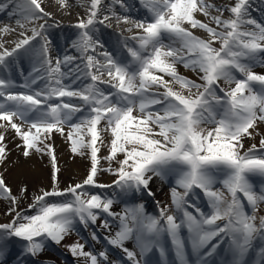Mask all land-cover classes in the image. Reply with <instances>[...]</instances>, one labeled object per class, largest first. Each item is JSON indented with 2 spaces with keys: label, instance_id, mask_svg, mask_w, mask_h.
<instances>
[{
  "label": "snow or ice",
  "instance_id": "6c2138e0",
  "mask_svg": "<svg viewBox=\"0 0 264 264\" xmlns=\"http://www.w3.org/2000/svg\"><path fill=\"white\" fill-rule=\"evenodd\" d=\"M9 2L15 5L11 10ZM56 3L60 9L71 7L69 0ZM139 3L149 15L133 19L116 12V5L131 11L134 6L127 0H110L106 6L104 0H90L86 17L74 25L78 32L67 38V48L75 54L66 52L55 60L49 29L60 25L45 10V0L0 3V13L18 16L16 25L22 30L12 48L0 42V73L7 74L0 75V128L14 130L25 158L48 155L53 166L51 190L33 194L25 212L17 207L29 198L27 186L14 195L0 173V199L10 202L7 214L12 216L0 224V264H9L11 238L24 242L15 264H25L23 257L40 256L49 242L61 244L77 222L85 228L96 225L102 213L119 220L118 229L104 239L124 255L110 259L108 250L97 255L77 241L66 247L78 264L80 258L84 264H152L148 256L154 250L161 264H193L189 252L194 264H251L253 253L264 264V216L256 215L264 203V137L258 148L253 144L242 151L243 141L259 135L257 124L264 123V74L253 71L264 67V23L252 18V0H235L226 9L206 0ZM105 9L108 14L101 18ZM225 10L230 19H221ZM213 11L221 15L213 16ZM197 13L209 23L197 19ZM112 19L132 25L129 33L137 30L117 41L126 57L119 50H106L99 38L98 25L108 27ZM246 26L252 29L244 30ZM190 29L203 30L207 38ZM12 33L16 28H0L2 35ZM22 56L32 65L27 76ZM178 65L197 73L201 82L181 75ZM13 68L24 76L22 84L11 78ZM85 80L89 82L78 83ZM73 98L81 103H72ZM53 133L70 142L72 153L88 155L91 161L86 179L64 190L59 189L54 148L47 143ZM104 133L111 139L109 154L101 158ZM4 140L0 133V164L8 154ZM121 154L123 159H117ZM101 159L115 160L118 167L101 169ZM101 170L117 177L113 185L96 182ZM169 176L175 180L170 189L174 211L156 201L158 215L147 214L143 203L113 212L112 198L84 190L86 185L115 186L132 198L154 196L153 178ZM253 177L260 179L259 187ZM197 189L206 200L203 208ZM57 197L63 199H52ZM100 227L111 229L107 220ZM165 238L174 261L168 260ZM91 239L98 242L95 232ZM129 241L133 248L126 246Z\"/></svg>",
  "mask_w": 264,
  "mask_h": 264
},
{
  "label": "rangeland",
  "instance_id": "374dc122",
  "mask_svg": "<svg viewBox=\"0 0 264 264\" xmlns=\"http://www.w3.org/2000/svg\"><path fill=\"white\" fill-rule=\"evenodd\" d=\"M218 1L223 3L224 9L233 6L235 3V0H206L207 3L215 4L216 6H217ZM212 13H214L215 16L221 15L219 12H215V11H213ZM86 15L87 14L80 15L79 18L86 17ZM58 18H62L63 20H65V22L67 20L78 21V19H79L77 17L74 18V17H67V16H62V17H58ZM230 18H231V13L228 12L227 10H225L223 12V15L221 16V19H230ZM246 27H249V26H246ZM246 27L244 30H246ZM190 30L193 32L194 35L196 34L194 29H190ZM217 30L220 31L222 29L218 28ZM214 46L219 48V43L215 44ZM64 54H62L61 56H63ZM177 67H178V71L181 75H183L187 78H190L192 80H195L197 83L201 82L198 78L197 73L191 71L190 69H185L182 65H178ZM253 71L258 73V74H264V67L256 66L253 69ZM165 78L168 79V77H165ZM105 79H106V77H105ZM221 86L228 88V85L223 84V82H221ZM160 91H163V90L160 89ZM71 102L74 104L80 103L78 100H74V99H72ZM79 115H80L79 113L76 114V116H79ZM74 119H75V117H74ZM102 126H103V124H102ZM208 127H211V126H208ZM67 131H68V128L65 127V133H67ZM257 131L259 132V135H255L254 139L246 138L243 141L244 148L242 151L248 150L253 144H255L257 146V148L259 147V141L262 137H264V123L258 122ZM59 135H60L59 133H53L51 139L47 141V143H49L53 146L54 151H55V155H56V149L54 146V141H56V139H57L56 136H59ZM103 135L105 138V146L103 147L102 154H100V155L98 154L101 158L105 157L109 154V148L107 146V142L111 139V137L108 133H104ZM60 139L65 146V152L60 157H58L56 155V166L59 169V171L57 173L59 189L64 190V189H67L69 186L75 185L77 183H82L86 179V177L90 171L91 161H90V157L88 155L82 156V155H76V154L72 153L70 142L64 136L60 135ZM19 145H22L21 140H20ZM20 148L22 149L21 152H23V147H20ZM85 151L87 152V149H85ZM22 158H23V160H25V162H27L30 159L33 160L34 163H33V165H31V164L29 165L30 168L28 170H26L25 172H23V171L19 172V171H21L19 169V164H20L19 163L18 165H15L13 167V170H15V169L16 170L11 171L10 166L12 167L13 163H8V166H7V164L6 165L0 164V173L3 174L6 184L9 187H11L14 195H17L19 193V190L22 186H27L29 198L23 199L21 201L20 205L17 207V211L25 212L28 210V206L32 203L31 197L33 196V194L38 193L41 189L51 190L52 185H53V179H52V177H53V166L50 162V157L48 155H41L40 153H33L28 158H25L22 155ZM117 159H123V155L122 154L118 155ZM72 164H76L79 167V168L76 167V172H74V171L70 172L69 171L71 169ZM8 167H9V169H8ZM99 167L101 169H108V168L114 169V168L118 167V164L116 163L115 160L109 162L105 159H101ZM36 168L40 169L41 174H32V171H34ZM14 172L17 173L16 177L14 176ZM116 179H117V177L115 175H113L111 172L101 170L98 172V175L96 177V182L98 184H103V185H113V182ZM107 182H110V183L107 184ZM170 187H173V186H170ZM216 187L220 188L221 185L217 184ZM170 189H166L163 186L161 188V192L167 193L165 190H169L168 195H169L170 202H171ZM84 190H86L87 192H90L92 194H100L102 197L112 198L115 201V203L112 206V209L117 207V205H120L119 201H118L120 190L118 188H116L115 186L98 188V187L86 185ZM154 193H155V195L151 196V198H150V196L143 195V196H147L144 199H146V200L158 199V196H157L158 192H154ZM52 199L61 200L63 198L57 197V198H52ZM153 202H152V200H149V203H153ZM144 206H148V208H150V205L147 204L146 201H145ZM165 206H166V204H165ZM9 209H10V202L8 200H5V199H0V221H1L0 224L8 223L11 221L12 216H9L7 214ZM261 211L264 212V203L260 204L257 212H261ZM28 214H31V212H28ZM111 219H112L111 216H108L107 214L102 213L101 218H100V220L97 221L96 225H90L88 228H85L82 224L77 222L76 225H78V226L76 227V225H75L74 231L69 236H67L65 238V240L61 242V244L55 245V244L49 242L45 248V251L43 253H41L40 256H38L36 258L30 257V261H31L30 264H39L38 261L43 260L44 257L51 258V261L46 262L49 264H53V262H54V264H73V263L78 264L77 259L71 255V253L69 252V250L66 246L79 241L80 243H83L85 245L86 251L93 252L92 250H94V246L101 240V238H99L101 236V232H102V227H100V224L104 220H107L109 223V221ZM92 232H95L97 234L98 242L91 239V233ZM23 243L24 242L19 241L18 238H15V237L11 238V240L8 241V244L11 247L19 249V253L21 252V244H23ZM26 258H29V257L28 256L23 257V259H26ZM6 259L9 261V264H15L16 258H10V259L6 258ZM33 260H34V263H33ZM24 261H25V264L29 263L28 260L27 261L24 260ZM82 263H84V259L80 258L79 264H82Z\"/></svg>",
  "mask_w": 264,
  "mask_h": 264
},
{
  "label": "bare ground",
  "instance_id": "6f19581e",
  "mask_svg": "<svg viewBox=\"0 0 264 264\" xmlns=\"http://www.w3.org/2000/svg\"><path fill=\"white\" fill-rule=\"evenodd\" d=\"M5 2H7V0H0V3H5ZM17 2H20V0H17ZM69 3L71 5V7L65 8V9H60L59 5L56 3V0H45V4L43 5V6H45L46 11H49L53 14V18L56 21H58L59 25H60L59 27H52L49 29V34H50V37L53 41V43L51 45V49H52L51 55H52L54 60L56 57L60 56L57 53H60L61 51H63V50L60 51V47L63 48L64 46H66L68 44L67 38L75 36V34L78 32V29H76L74 26L69 24V20H67V23H65V20H63L62 18H58V17L67 16V17L79 18L80 15L87 14V9L90 5V0H69ZM127 3L129 5L134 6V7H132L131 11L128 12V14L142 16V14L140 12L141 6H139V4H140L139 0H127ZM252 4H253V8L251 11V16L256 18V20L258 19L257 20L258 22L264 23V0H252ZM14 7H15V5L13 3L9 2V9L8 10H11ZM217 7L223 8V3L218 1ZM115 8H116V12H120V13L124 12V10L121 9L117 5L115 6ZM104 12H107L106 9L102 10L100 15L104 14ZM211 14L213 16H215L214 13H211ZM18 18H19L18 16L9 17L7 10L3 13H0V28H3L6 25L11 27V28H16V33H12L9 35L0 34V42L5 43V47H7L9 49L12 48L11 45H14L12 43V41L14 39L19 38L17 33L22 31L16 25V19H18ZM101 18H102V16H101ZM196 18L205 22V23H209L208 19L206 17L200 15L199 13L196 14ZM113 24L116 26L124 27L125 30L129 27H132V25H130V24H123V23L117 24L116 21L115 22L113 21ZM32 26L33 25H27V27H29V28ZM210 26L216 27L215 24H210ZM98 27L100 28V32L98 35H99L100 40L105 44V48L110 50V51L119 50L123 54V56H125L122 48H119V46L117 44L118 39H121L124 36L121 37V35L112 26L105 27L104 25H98ZM133 31L136 32L137 30L133 29ZM194 31L196 32V34H195L196 36H198L200 38H207V33H205L203 30L194 29ZM28 34L30 35L31 33L29 32ZM123 39H127V38H123ZM20 64H21V67L23 68L24 75L28 74L29 70H27V69H28L29 65L31 64L30 59L27 56H22L20 59ZM19 73L20 72L17 69L13 68L11 71V76L17 77ZM0 75H5V74L0 73ZM13 80L16 82L15 79H13ZM86 82H89V81L85 80V81L78 82V83H86ZM100 86L102 88H105V89H107L109 87L107 84H103ZM17 123H19V121H17ZM0 133H3L5 135V140L3 143L7 146V153H8L7 159L4 161L3 164L4 165L7 164V166H8V163H13V165L11 164L12 167L10 166L11 171H15L16 169L13 170V167L15 165H18L19 163H20L19 169L21 170L19 172H22V171L25 172L26 170H28L30 168L29 165L30 164L33 165L34 162L31 159L28 160L27 162H25V160H23L22 152H21L22 149L20 147H17V145L20 144V139L15 134L14 130H12L11 128H8L7 130L0 128ZM56 137H57V139H56V141H54V146L56 149V155L58 157H60L65 152V146L60 139V135L56 136ZM104 140H105V138H104ZM103 147L104 146L100 147L99 155L102 154ZM76 167H78L76 164H72L71 169L69 171L70 172H72V171L76 172ZM8 169H9V167H8ZM16 174L17 173L14 172L15 177H16ZM32 174H41V171H40V169L36 168L34 171H32ZM158 181H159L158 177H154L153 181L150 183V188L154 192H158V195H157L158 199L161 202V204L163 206H165V204L167 203V196L165 195L164 192H161V190H160L161 185H160V182H158ZM109 183L110 182H107V184H109ZM112 211L117 212V213L122 212L119 209V207L113 208ZM115 220L119 224V220L118 219H115ZM117 229H118L117 226H111V229L103 228V231L105 233V236H107L110 233H114ZM126 246L129 248H132V246L129 244V242H126ZM95 249L96 250L99 249L100 251H103L100 246H96ZM99 250H98V252H100ZM46 259H50V258L46 257ZM82 264H84V263H82Z\"/></svg>",
  "mask_w": 264,
  "mask_h": 264
}]
</instances>
